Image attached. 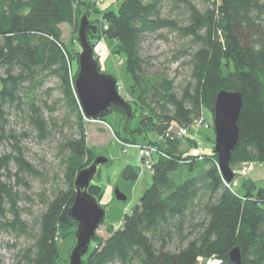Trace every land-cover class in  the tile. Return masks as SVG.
<instances>
[{
    "label": "trees",
    "instance_id": "16d2710c",
    "mask_svg": "<svg viewBox=\"0 0 264 264\" xmlns=\"http://www.w3.org/2000/svg\"><path fill=\"white\" fill-rule=\"evenodd\" d=\"M168 8L178 13L166 14ZM93 12L100 17L91 20ZM83 14L97 26V32L88 31L94 46L102 37L116 41L114 52L124 58L132 92L138 94L132 118L118 105L110 111L127 120L122 127L130 136L119 138L134 143V132L148 138L150 130L165 136L173 125L190 127L206 114L204 109L213 115L222 89L238 90L244 104L231 165L264 161L260 0H122L117 9L98 8L95 0H0V143L6 145L0 151V264H7L4 246L13 250L12 264H69L60 259L59 241L76 237L77 222L69 214L77 195L75 179L97 157L89 145V119L76 91L79 68L72 70L80 51L63 39L62 25L71 24L77 32ZM166 29L188 41L173 51L172 60H183L181 65L188 70L179 83L153 69L154 57L143 49L149 35L168 39ZM76 41L80 44L78 36ZM50 79L57 81L65 102L62 122L53 115L55 104L49 106L38 94L40 85ZM13 110L39 137L47 139L54 131L64 136L59 146L65 187L45 200L46 208L34 223L23 217L20 186L27 185L26 177L42 174L28 160L22 142L29 131H19L10 121ZM137 111L140 118L133 129ZM189 139H184L189 145L186 153L179 152L183 139L178 137L167 147L150 139L149 144L164 149L169 157L159 156L152 185L140 203L125 214L120 228H109L111 236H97L91 242L83 264H198L200 258L236 264L230 257L235 246L242 250L241 264H264V188L249 179L237 192L222 176L214 141L207 137L211 146L201 157L190 152L194 142ZM125 176L137 178L138 172L129 164ZM89 192L98 200L103 195L99 183H93ZM3 233L16 241L3 240ZM22 238L29 243L19 245Z\"/></svg>",
    "mask_w": 264,
    "mask_h": 264
},
{
    "label": "rangeland",
    "instance_id": "374dc122",
    "mask_svg": "<svg viewBox=\"0 0 264 264\" xmlns=\"http://www.w3.org/2000/svg\"><path fill=\"white\" fill-rule=\"evenodd\" d=\"M94 2V0H91ZM195 3L199 0H193ZM264 3V0H260ZM96 3L98 8L107 9H117L122 0H104L100 3ZM172 12L169 8L165 11L166 14ZM174 15L178 11L172 12ZM99 14L93 12L91 14V20L99 18ZM64 37L66 43L69 45H75L77 49L81 52L82 46L77 43L76 37L78 32H75L74 27L71 24L64 23L62 25ZM164 35L168 36V39H163L159 37L156 33L149 35L145 38V43L143 45L144 51L153 56L152 59L155 67L153 69L159 68L161 72L167 73L172 78H175L179 83L180 80L184 79L187 74V66H182L181 61L172 60L173 51L180 47H185L188 41L179 40L175 37L173 33H170L167 29L163 31ZM116 41H111L107 37H102L95 44V56L102 65V70L115 75L118 78V83L120 84V94L123 95L132 105L137 99L138 94L132 92V80L126 71L124 58L114 52V47ZM73 72H77L79 66L77 61L72 63ZM39 97L47 101L48 105H54L53 115L55 118L63 121V116L65 115V102L62 100L60 88L57 86V81L55 79H50L43 82L39 87ZM57 101V102H56ZM56 102V103H55ZM47 109V108H46ZM48 110V109H47ZM14 111V112H13ZM12 111L10 115V121L12 125L15 126L19 131L24 129L29 131L28 136L22 141L23 145L26 147L27 158L31 163H34L38 168L39 172L42 174L37 177H26L27 185L22 184L20 190L23 193V200L20 202V206L23 207V217L28 221L33 223L39 218L40 214L45 210V200L50 197L52 198L53 191L57 188L65 187L63 183V165L62 154L60 151L59 144L63 141V134L54 131L53 134L47 138H41L31 131L28 122L20 115L16 114L15 110ZM206 113L204 115L205 119L211 123V128H201L196 130L190 136L182 137L183 142L179 146V152L186 153L189 145L188 141L192 140L193 147L191 148V153L198 154L199 152H207L210 142L207 137L210 135V139L215 141L216 133L214 130L213 115L207 109H204ZM16 114V115H15ZM51 110L47 111L46 115L50 116ZM140 118L139 111H137V116L131 122L133 129L136 128L138 119ZM105 119L109 122L110 127L105 125L103 120H89L86 124V129L88 130L89 145L95 151L97 156L108 157L109 161L107 163L101 164L99 166V172L94 177L92 182L94 184H100L103 189V195L99 199V202L105 207L106 218L103 223L100 224V228L97 231V235L103 238H108L110 235L111 227L118 229L121 227V222L127 212H130L131 208L140 203L141 196L152 185V171H150L147 166L139 158V150L135 145H147L150 139L159 141L162 146L167 147L168 140L164 136H159L154 131H149L147 136L138 132L133 133V137L136 139L134 143L127 142L121 138L119 135L129 137L130 134L125 131L122 124L126 123V119L122 120V116L119 112H110L105 115ZM123 121V122H122ZM65 133L70 135L72 130L69 128L63 129ZM118 133L120 134H117ZM185 139V140H184ZM123 143H129L128 147H124ZM196 140V141H195ZM135 144V145H134ZM199 144H202L201 146ZM6 149V145L0 143V151ZM155 158L158 159L159 155L156 153ZM129 164L137 170V178H127L125 176V168ZM255 166L253 169L245 172L242 170L241 165L233 168L236 172V178L232 181L231 185L238 192H242V183L252 179L255 184L259 187L264 188V161L254 162ZM199 167L197 166V171ZM192 172L188 173V176ZM238 174V175H237ZM119 189L127 195V200H118L116 197V190ZM2 239L10 240L12 243L16 241L15 237L8 234H1ZM29 243L24 238L19 240V245L24 246L25 243ZM76 243V237L68 235L64 240L59 241L60 248V259L62 262H69L70 254L74 245ZM2 254L5 258L7 264H12L13 261V250L4 246L2 248ZM216 260L200 258L198 264H216Z\"/></svg>",
    "mask_w": 264,
    "mask_h": 264
},
{
    "label": "water",
    "instance_id": "95a60500",
    "mask_svg": "<svg viewBox=\"0 0 264 264\" xmlns=\"http://www.w3.org/2000/svg\"><path fill=\"white\" fill-rule=\"evenodd\" d=\"M78 41L82 46L78 64L79 71L75 79L77 95L86 118L91 121L101 120L111 109L118 105L124 108L127 116L132 118L134 105L120 94L118 78L104 70L95 56V48L89 41V32H97V26L87 14L80 17ZM213 109V127L216 133L214 150L218 155L222 176L231 183L236 172L231 165L232 152L239 144V118L244 104L243 95L238 90L222 89ZM108 157L97 156L94 162L79 171L76 176V198L69 214L77 222L76 243L70 254L69 264H83L84 256L90 251V245L97 238L100 224L105 221L106 210L99 200L89 192L92 180L99 172V166L107 163ZM116 197L126 201L127 195L117 189ZM231 260L242 263V250L235 246L230 250Z\"/></svg>",
    "mask_w": 264,
    "mask_h": 264
},
{
    "label": "built area",
    "instance_id": "2783aa9c",
    "mask_svg": "<svg viewBox=\"0 0 264 264\" xmlns=\"http://www.w3.org/2000/svg\"><path fill=\"white\" fill-rule=\"evenodd\" d=\"M97 3H100L104 0H95ZM119 84V83H118ZM120 84L118 86V89H120ZM120 91V90H119ZM105 125H107L108 127H110L109 123L106 121H102ZM211 128V123H209L204 115L201 117V118H195L193 121H192V125L190 127H178L176 125H173L171 128H170V131L164 136L165 139H167L168 141L169 140H173L175 139L176 137L182 139V137H190L192 135V133L196 130H200L201 128ZM122 141V140H121ZM122 144L124 145V147H128V145H131V144H127V143H123L122 141ZM135 145V144H134ZM200 146L202 144H199ZM138 150H139V158L140 160L147 166V168L153 172V166L155 165L157 159L155 158V154L157 153L159 156H164V157H169L168 153L164 150V149H160L157 145L155 144H152V143H148L147 145H135ZM203 146V145H202ZM201 146V147H202ZM127 149V148H126ZM199 156L202 157V152H199L198 153ZM242 170L245 171V172H248L249 170L253 169L255 164H254V161H248L247 163H243L242 165ZM232 183V182H231ZM231 183H228L227 184L229 186H232ZM233 187V186H232ZM216 260V259H214ZM216 264H218L219 262L216 260Z\"/></svg>",
    "mask_w": 264,
    "mask_h": 264
},
{
    "label": "crops",
    "instance_id": "0c3cea01",
    "mask_svg": "<svg viewBox=\"0 0 264 264\" xmlns=\"http://www.w3.org/2000/svg\"><path fill=\"white\" fill-rule=\"evenodd\" d=\"M209 137H210V135H208ZM209 141V140H208ZM209 146H211V145H209ZM109 160V159H108Z\"/></svg>",
    "mask_w": 264,
    "mask_h": 264
}]
</instances>
